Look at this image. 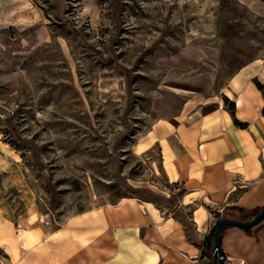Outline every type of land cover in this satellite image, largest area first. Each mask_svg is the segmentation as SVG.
<instances>
[{
    "label": "rangeland",
    "instance_id": "obj_1",
    "mask_svg": "<svg viewBox=\"0 0 264 264\" xmlns=\"http://www.w3.org/2000/svg\"><path fill=\"white\" fill-rule=\"evenodd\" d=\"M262 67L264 0H0V263L28 210L37 235L123 198L192 226L168 138L239 125L225 90L249 68L264 95Z\"/></svg>",
    "mask_w": 264,
    "mask_h": 264
},
{
    "label": "crops",
    "instance_id": "obj_2",
    "mask_svg": "<svg viewBox=\"0 0 264 264\" xmlns=\"http://www.w3.org/2000/svg\"><path fill=\"white\" fill-rule=\"evenodd\" d=\"M247 69L224 94L244 126L219 106L214 115L195 118L168 138L169 174L186 190V205L196 206L192 226L152 203L123 198L47 234L20 228L26 233L22 240L6 244L9 252L3 247L7 264H212L206 254L218 216L235 219L234 209H264V95L253 77L244 79ZM255 77L264 80V67ZM184 79L182 84L190 80ZM222 250L224 264H264V221L251 233L228 228Z\"/></svg>",
    "mask_w": 264,
    "mask_h": 264
},
{
    "label": "water",
    "instance_id": "obj_3",
    "mask_svg": "<svg viewBox=\"0 0 264 264\" xmlns=\"http://www.w3.org/2000/svg\"><path fill=\"white\" fill-rule=\"evenodd\" d=\"M264 221V209L256 216L247 221L224 217L217 220L214 224L213 232V259L218 264H224V253L222 250V231L229 227L241 229H251L259 226Z\"/></svg>",
    "mask_w": 264,
    "mask_h": 264
},
{
    "label": "trees",
    "instance_id": "obj_4",
    "mask_svg": "<svg viewBox=\"0 0 264 264\" xmlns=\"http://www.w3.org/2000/svg\"><path fill=\"white\" fill-rule=\"evenodd\" d=\"M263 115H264V110H263ZM239 126H244V125L239 123ZM261 210L262 209H256V210H253L252 212H250V211H247L245 209H234L233 211H237L239 213L238 217H236L235 219H238L241 221H247V220L252 219L254 216H256ZM218 219H221V216H218ZM229 228H231V227H229ZM227 229L228 228H226L222 231V234H221L222 237H223V235ZM252 229L253 228L243 229V230L246 231L247 233H251ZM213 232H214V230H213ZM213 232H211L210 237H209V247H208V251H207L206 255L211 259L212 264H218L216 261L213 260Z\"/></svg>",
    "mask_w": 264,
    "mask_h": 264
},
{
    "label": "bare ground",
    "instance_id": "obj_5",
    "mask_svg": "<svg viewBox=\"0 0 264 264\" xmlns=\"http://www.w3.org/2000/svg\"><path fill=\"white\" fill-rule=\"evenodd\" d=\"M33 216V213L28 210L27 212H25L23 215L20 216V220L18 221V224H19V228H24L26 226L25 224V220L27 217H32ZM8 225V220L3 217L1 214H0V233L4 231V229L7 227ZM25 229V228H24ZM1 236V234H0ZM5 248V251L7 250V252H9V248L7 246L4 247ZM11 253V252H10ZM10 255V254H9ZM12 256V255H11ZM10 257V256H9ZM13 260V259H12Z\"/></svg>",
    "mask_w": 264,
    "mask_h": 264
}]
</instances>
